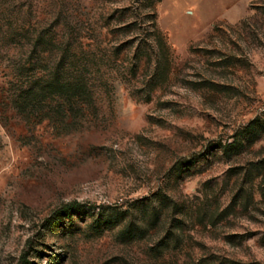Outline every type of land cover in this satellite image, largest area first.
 <instances>
[{
  "label": "rangeland",
  "instance_id": "1",
  "mask_svg": "<svg viewBox=\"0 0 264 264\" xmlns=\"http://www.w3.org/2000/svg\"><path fill=\"white\" fill-rule=\"evenodd\" d=\"M152 1L0 0V264H264V135L220 147L264 124V0H162L168 56ZM64 49L90 60L94 112L26 122L12 70Z\"/></svg>",
  "mask_w": 264,
  "mask_h": 264
},
{
  "label": "trees",
  "instance_id": "2",
  "mask_svg": "<svg viewBox=\"0 0 264 264\" xmlns=\"http://www.w3.org/2000/svg\"><path fill=\"white\" fill-rule=\"evenodd\" d=\"M161 1L153 0L151 5L154 19L153 40L158 50L163 55L168 56L170 51L166 39L157 29L155 23V5ZM12 35V32L7 33L10 38L13 37ZM44 52L46 53V50H43ZM68 54V49H64V57L61 63L53 68L49 74L38 71L22 76L23 72L34 71L33 69H26L27 64L20 67L22 74L20 76L16 75V68L12 70L6 92L12 107L26 122L37 125L48 121L56 128L71 129L80 123L79 120L89 119L94 112L97 105L98 85L95 82L96 77L91 74L90 60H86L84 54H82V58L72 60ZM144 56L147 60L151 58L146 50L140 51L139 49L134 54V58L138 60L144 59ZM155 80L158 84L156 76L153 77L152 81ZM263 135L264 124L253 121L241 133L240 141L220 147L227 155L229 153L237 155L245 146H252L259 141ZM81 208L82 205L78 203L67 205L62 211V216L69 217L73 214H80Z\"/></svg>",
  "mask_w": 264,
  "mask_h": 264
}]
</instances>
